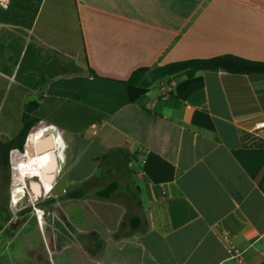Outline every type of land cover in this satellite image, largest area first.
I'll use <instances>...</instances> for the list:
<instances>
[{
  "label": "crops",
  "instance_id": "1",
  "mask_svg": "<svg viewBox=\"0 0 264 264\" xmlns=\"http://www.w3.org/2000/svg\"><path fill=\"white\" fill-rule=\"evenodd\" d=\"M9 1L0 6V140L19 134L35 102L43 129L32 137L58 127L62 163L45 184L57 197L50 217L36 205L1 215L0 264H261L264 146L246 140L264 122V75L122 82L191 59L264 62V0ZM113 182L110 199L95 197ZM80 188L84 198L61 199Z\"/></svg>",
  "mask_w": 264,
  "mask_h": 264
},
{
  "label": "trees",
  "instance_id": "2",
  "mask_svg": "<svg viewBox=\"0 0 264 264\" xmlns=\"http://www.w3.org/2000/svg\"><path fill=\"white\" fill-rule=\"evenodd\" d=\"M74 4L75 1L73 0ZM76 10V6H75ZM78 18V17H77ZM81 34V51L80 62L87 64L86 49L83 43V35ZM203 71H224L235 75H264V62L252 61L234 55H222L207 59H191L185 61H177L168 63L162 66L153 68L142 67L135 70L129 79L122 82L129 86L150 88L155 83L162 81L165 78H173L180 75H185L188 78L194 77L197 73ZM47 79L42 83H46ZM81 99L80 96H74ZM38 105L35 102L27 104L22 115V127L19 134L11 140H0V154L2 155L1 164L9 165V155L12 150L24 152L25 143L30 130L40 123L36 115ZM257 146H264V143H254ZM119 190V185L115 182L98 190L95 197L98 199H110ZM86 196L85 189L80 188L71 192H66L61 199H81ZM134 200L141 205V201L136 194H133ZM26 211H29L26 209ZM132 231H137L142 227V221L138 217H133L130 220ZM2 225L0 224V231ZM264 264V261L261 263Z\"/></svg>",
  "mask_w": 264,
  "mask_h": 264
},
{
  "label": "water",
  "instance_id": "3",
  "mask_svg": "<svg viewBox=\"0 0 264 264\" xmlns=\"http://www.w3.org/2000/svg\"><path fill=\"white\" fill-rule=\"evenodd\" d=\"M35 126L30 130L25 147L24 152L26 159L32 160L37 163L38 156H45L49 153L59 154V149L61 145L58 143V137L60 136V129L51 124H46L45 130L43 132V136L39 139H35L32 137V132ZM62 163V158H58V164ZM43 176L32 175L26 181L19 182L20 189L16 192L13 191L11 198L13 202L19 201L22 198H28L31 202L37 201L42 194L46 193V183H51L53 185L55 174L53 173H44ZM30 181H34L33 183ZM16 185L14 186V189Z\"/></svg>",
  "mask_w": 264,
  "mask_h": 264
},
{
  "label": "rangeland",
  "instance_id": "4",
  "mask_svg": "<svg viewBox=\"0 0 264 264\" xmlns=\"http://www.w3.org/2000/svg\"><path fill=\"white\" fill-rule=\"evenodd\" d=\"M42 129H43L42 126H36L32 134H35L41 131ZM21 154L25 155L23 153ZM1 158H2V155L0 154V217L1 215H3L4 218L8 220L10 214L14 212H21L26 209L32 211L34 210L35 205L38 210L43 209V211L47 213L51 212L53 210V203H54L51 200L57 199V197H55V193H52L53 191L48 194L45 193L44 196L40 198L38 202H35V203L32 202V205H28L30 204L29 202H31L28 198H23L17 205L16 204L13 205L14 202L12 201L11 195H12V192L14 191V186L17 185L16 181L19 180V176H21V174L17 172L18 174L14 175L13 167H14V170H16L17 167L16 165H14L13 161L11 160V152L9 155V165L8 166H4L1 164ZM23 159L24 161H26L27 160L26 156L23 157ZM31 182L33 183L34 181H30V183ZM19 189H20V186H19ZM14 206H17V207H14ZM41 207H44V208H41ZM48 216L50 217V213ZM22 219H23V216H20L18 221L16 222L14 221V223L11 224V228H15L19 223H21Z\"/></svg>",
  "mask_w": 264,
  "mask_h": 264
},
{
  "label": "bare ground",
  "instance_id": "5",
  "mask_svg": "<svg viewBox=\"0 0 264 264\" xmlns=\"http://www.w3.org/2000/svg\"><path fill=\"white\" fill-rule=\"evenodd\" d=\"M23 157H25V155H22L18 151L12 152V161H13L14 165H16V167H17V169L15 170V174H18L17 172H19L21 174V176H19L20 181L21 182H23V180L25 181V177H30L31 173L36 174V175H41V171H38L37 169H35L33 167L34 165H36V162L32 161V160H28V159L26 161H24ZM37 162L40 163L41 170L44 171V173H53L54 174L56 167L58 165V162L56 159V154H54L53 152L49 153L45 156H38ZM13 169H14V167H13ZM42 176H43V174H42ZM18 184L19 183L17 182L16 188L14 189L15 192L19 189ZM46 187L48 188L50 186L46 185ZM21 200H19V202ZM14 203H17V201ZM37 216L39 219H41L43 217V212L39 213V211L37 210Z\"/></svg>",
  "mask_w": 264,
  "mask_h": 264
},
{
  "label": "built area",
  "instance_id": "6",
  "mask_svg": "<svg viewBox=\"0 0 264 264\" xmlns=\"http://www.w3.org/2000/svg\"><path fill=\"white\" fill-rule=\"evenodd\" d=\"M9 0H0V6L4 9L9 7ZM249 138L246 140L247 142L254 144L258 140H262L264 138V122H259L255 124L253 130L249 132Z\"/></svg>",
  "mask_w": 264,
  "mask_h": 264
}]
</instances>
